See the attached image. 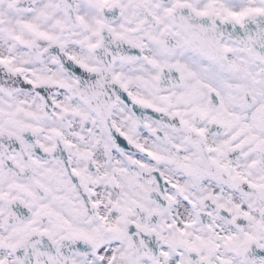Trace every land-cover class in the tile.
<instances>
[{"label": "snow or ice", "instance_id": "1", "mask_svg": "<svg viewBox=\"0 0 264 264\" xmlns=\"http://www.w3.org/2000/svg\"><path fill=\"white\" fill-rule=\"evenodd\" d=\"M0 264H264V0H0Z\"/></svg>", "mask_w": 264, "mask_h": 264}]
</instances>
